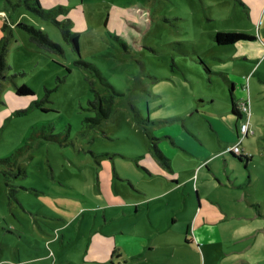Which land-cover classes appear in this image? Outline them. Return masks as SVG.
Here are the masks:
<instances>
[{
	"label": "rangeland",
	"instance_id": "374dc122",
	"mask_svg": "<svg viewBox=\"0 0 264 264\" xmlns=\"http://www.w3.org/2000/svg\"><path fill=\"white\" fill-rule=\"evenodd\" d=\"M216 32L264 49V0H0V264H124L137 240L127 264H264V104L247 103L252 160L215 155L234 137L225 77L254 42ZM96 93L113 100L98 122Z\"/></svg>",
	"mask_w": 264,
	"mask_h": 264
},
{
	"label": "crops",
	"instance_id": "0c3cea01",
	"mask_svg": "<svg viewBox=\"0 0 264 264\" xmlns=\"http://www.w3.org/2000/svg\"><path fill=\"white\" fill-rule=\"evenodd\" d=\"M258 15V14H257ZM254 37V39L252 40H246V41H239L235 44L232 45H239L241 46L243 43H253V45L250 46V49L248 51H244V53H239L238 56L234 57L235 60H242L244 59V61L249 60L250 61V66L249 69H245V68H240L238 69V71H236L235 75H230V77H225L227 82L229 83V87L232 86L233 87V99L236 102H249V104L251 105V107L253 109H256L259 105L264 104V70L262 72H259V68L261 67V65L264 63V49L262 47V44L260 42H257V38L254 35H251ZM259 40H262L260 35H259ZM230 46V45H229ZM242 54V55H241ZM226 74V73H225ZM234 77V78H232ZM248 77V78H247ZM247 78V79H246ZM229 98H230V107L228 109L227 112H224L225 115H228L229 119H227L226 121H224L226 123V125L232 126L233 129H231L234 134H232V136L234 135V137H232V139H230L232 146L236 145L239 141H240V148L241 151L244 155H250V153H248V148L243 145V142L245 139H247V137L249 136V134H247L246 137H242V141L239 138V134H238V130H239V126L240 124L246 122L245 120V116L246 114L243 113V117L241 119H236L235 117L230 115V109H231V96L229 93ZM201 99V98H199ZM211 100V99H210ZM199 102V104H203L202 101H197ZM206 102V101H204ZM195 110V109H194ZM215 116V115H213ZM220 116V115H219ZM252 121V118H251ZM231 131V132H232ZM227 132V131H226ZM229 134V132H227ZM231 135V134H230ZM244 138V139H243ZM238 140V141H237ZM172 141H175L174 139H172ZM185 148H187L185 145H183ZM177 150H180L178 147L173 145L172 149H169L170 151L175 152ZM163 154L165 152H162ZM194 153L197 156H201L200 153H198L197 151H194ZM226 154H228L232 160L237 161V163L240 162H244L245 165L248 164L251 160H252V156L250 161L245 162V161H239L237 160V158L235 156H233L231 153L225 151V149H223L220 154L219 152L216 153V157L218 155L219 157L223 158V161L226 163L227 160L226 159H230L228 156H226ZM209 160V159H207ZM207 160H203L201 165H205L206 167L208 166V161ZM231 160V159H230ZM158 196V197H156ZM160 194L155 195L154 197H152L153 201L156 200H160L161 197ZM137 212V208L135 209L134 213ZM195 213V212H194ZM175 223V220H173L171 222V225ZM201 228L203 227V230H206V224L203 223L201 224ZM199 229H189V226L186 228V237L187 241H186V245L189 246L190 248L192 247V243L194 242V240L197 242L198 245H203L204 244V240H202L200 238V233H199ZM137 240V239H136ZM139 241V240H137ZM133 242L132 245L129 247H125V245L121 244L120 247V251L118 257L124 261V264L128 263V259H133L134 257H143L144 256V249L143 247L137 242ZM199 247V246H198ZM122 249H124V252L122 251Z\"/></svg>",
	"mask_w": 264,
	"mask_h": 264
},
{
	"label": "trees",
	"instance_id": "16d2710c",
	"mask_svg": "<svg viewBox=\"0 0 264 264\" xmlns=\"http://www.w3.org/2000/svg\"><path fill=\"white\" fill-rule=\"evenodd\" d=\"M36 12L45 18L52 17L53 14L55 13L54 11L44 12L39 7L36 10ZM30 31L33 34L31 36V40L34 41L38 46L47 48V49H58L57 48L58 46L52 43L46 34L42 33L41 31L39 32H36L34 30H30ZM62 35H63V38L66 39L67 41L70 40L72 44V48L74 50L77 51L79 49L78 34H75V33L69 34L68 32L66 33L64 32L62 33ZM252 39H254L253 36L245 34V33H239V32H216L213 36V41L218 46L232 45L239 41H246V40H252ZM5 52H6V48L5 46H2L0 48V81L5 79V76L3 74L7 68V65L5 62ZM232 92H233V87L230 86L229 87V93L231 96L230 115L235 117L238 120L243 117V112L240 108L241 102H236L233 99ZM32 93L33 92L31 91V89L25 85L18 87L16 90V95H21V96L32 95ZM112 103H113L112 97H110L109 99H106L104 97L99 96L97 93L95 94V99L93 102H90V104L92 105V107H94V109L97 110L96 112L97 122L101 120H105L111 115ZM157 152H158V155L162 157L161 153L159 151ZM232 155L235 156L237 160L239 161L243 160L245 162H248L251 159V156L244 155L243 153H241L240 155H234V154ZM0 162L4 163L5 161L0 160Z\"/></svg>",
	"mask_w": 264,
	"mask_h": 264
},
{
	"label": "built area",
	"instance_id": "2783aa9c",
	"mask_svg": "<svg viewBox=\"0 0 264 264\" xmlns=\"http://www.w3.org/2000/svg\"><path fill=\"white\" fill-rule=\"evenodd\" d=\"M263 45H264V42H263ZM247 103L248 102H244V103H241L240 105V108L244 114L248 112ZM238 134L240 135L239 136L240 140L242 139V137H245L247 136V134H249V127H248L247 122L240 124ZM227 152L232 153L234 155H240L242 153L241 148H240V141L236 145L229 148Z\"/></svg>",
	"mask_w": 264,
	"mask_h": 264
}]
</instances>
